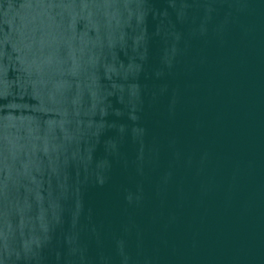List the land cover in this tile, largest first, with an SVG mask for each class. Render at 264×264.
<instances>
[{"label":"water","instance_id":"obj_1","mask_svg":"<svg viewBox=\"0 0 264 264\" xmlns=\"http://www.w3.org/2000/svg\"><path fill=\"white\" fill-rule=\"evenodd\" d=\"M0 264H264V0H0Z\"/></svg>","mask_w":264,"mask_h":264}]
</instances>
